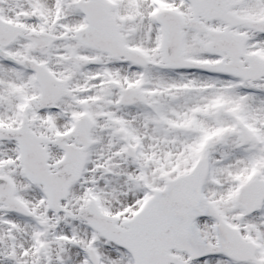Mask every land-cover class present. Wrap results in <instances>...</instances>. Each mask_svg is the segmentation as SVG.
Segmentation results:
<instances>
[{"label":"snow or ice","instance_id":"obj_1","mask_svg":"<svg viewBox=\"0 0 264 264\" xmlns=\"http://www.w3.org/2000/svg\"><path fill=\"white\" fill-rule=\"evenodd\" d=\"M0 264H264V0H0Z\"/></svg>","mask_w":264,"mask_h":264}]
</instances>
